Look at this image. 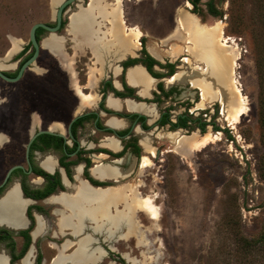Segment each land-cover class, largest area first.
<instances>
[{"label": "flooded vegetation", "instance_id": "flooded-vegetation-1", "mask_svg": "<svg viewBox=\"0 0 264 264\" xmlns=\"http://www.w3.org/2000/svg\"><path fill=\"white\" fill-rule=\"evenodd\" d=\"M89 1L77 0L63 11L57 36L63 43L65 61L63 58H37L36 62H42V66L37 65L40 70L34 69L35 62L27 68L31 71L26 69L18 80H8L0 75V203L16 193L22 205L20 225H17L16 216L0 217V256L4 258V264H24L26 260L28 264H52L60 250L68 258L66 264H76L71 256L78 248L79 240L87 236L91 238V250L100 248L103 251L96 252L95 259L88 264H100L105 260L106 264H124L127 260L124 249L128 244L120 245V240L130 238L127 236L129 196L125 187L131 184L130 180L135 179L133 175L141 167V153L146 151L144 140L150 138L152 146L159 150L155 147L156 130L165 125L171 127L170 123L162 124L172 109L162 111L161 100L177 98L184 91L174 85L168 90L161 88L163 81L179 73L176 70L179 65L163 58L162 61L150 52L163 64L172 65L154 66L161 75L154 76L156 80L153 78L150 98L140 96L139 86L132 85L128 70L136 64L131 63L134 59H141L138 64L144 65L145 36H142V47L135 55L120 59L112 58L110 53L102 58L68 55L64 48L65 35L61 33L70 26L65 15L71 11L67 16L70 18L79 11V5L86 8ZM205 1L210 13L209 0ZM116 2L110 1L111 4ZM73 4L76 6L74 10ZM194 9L195 6L193 12ZM123 14L127 23L125 10ZM97 20L102 23V31L110 27L109 18L98 16ZM48 24L56 26L57 22L54 20ZM104 24L108 27L105 28ZM46 32L49 35L42 37ZM50 36L45 29L38 40ZM69 38L79 52L88 48L93 53L79 35L75 34V39ZM30 44V52L24 58V54L20 58H0L3 65L0 69L5 75L10 78L18 76L22 65L34 53ZM184 58L178 56L175 59L184 61ZM87 59L93 64L97 60V70L90 71L93 66L87 65ZM53 62L59 63L60 70H55ZM82 62L86 67L81 66ZM117 68L120 70L116 71ZM188 87L190 97L186 99L191 102H185V99L178 102L182 101L186 106L196 104L197 109H201V87L192 82ZM129 101L153 107L155 112L150 114L144 108L132 109ZM84 187L115 191L123 188L116 204L109 207L112 215L122 213L121 223L115 226L104 222L105 217L99 214L87 218L83 229L76 225L77 218H73V224L62 225V214L69 213V209L61 198L84 195ZM40 221L42 227L39 230ZM98 222L104 223L98 227Z\"/></svg>", "mask_w": 264, "mask_h": 264}, {"label": "rangeland", "instance_id": "rangeland-1", "mask_svg": "<svg viewBox=\"0 0 264 264\" xmlns=\"http://www.w3.org/2000/svg\"><path fill=\"white\" fill-rule=\"evenodd\" d=\"M122 1L127 26L137 25L141 29L148 52L150 45L157 44L164 61L179 65L176 68L179 79L162 84L164 90L173 85L184 89L182 96L162 99L160 109L171 108L174 122L180 114L200 117L207 122L205 133L220 134L219 139L201 150L183 156L176 151L173 141L159 135L176 131L180 135L200 134L202 131L197 123L176 129L165 125L156 130L155 147L161 154L157 157V148L156 157L143 151L140 162L144 156H149L152 166L140 167L130 182L138 186L142 195L155 196L161 215L154 222L146 212L138 211L141 228L149 241L142 242L135 235L128 241L120 240V245L128 244L124 249L128 261L124 264H144V259L149 264H264V241H257L264 236V0H214L222 16L208 13L205 0L196 14L194 5L191 3L188 7L186 0ZM58 6L52 0H0V58H8L13 39L21 45L15 57L20 58L24 48L27 49L22 58L29 54L31 27L37 22L54 21ZM71 7L74 10L76 6ZM181 9L189 10L207 25L221 23L225 35L235 39L240 55L237 81L248 107L236 124L227 119L220 101L206 107L199 105L201 109H197L196 104L186 106L178 102L182 99L191 102L186 99L190 97L189 82L206 67L188 51L180 55L185 57L184 61L166 55L178 42L173 39L172 32L178 25L177 13ZM70 13L65 15L67 22L71 21V17H67ZM104 25L105 28L110 26ZM61 33L65 35L64 48L68 55L94 58L96 54L88 48L79 52L69 38L75 39L69 26ZM47 35L48 32L42 37ZM186 57L190 58L189 63ZM38 58L58 57L43 45ZM87 63L93 66L90 71L97 70V60L93 64L87 59ZM35 64L34 69L40 70L37 65L42 66L41 60ZM53 65L55 70H60L58 62ZM81 66L86 67L83 62ZM249 240H253V244Z\"/></svg>", "mask_w": 264, "mask_h": 264}, {"label": "bare ground", "instance_id": "bare-ground-1", "mask_svg": "<svg viewBox=\"0 0 264 264\" xmlns=\"http://www.w3.org/2000/svg\"><path fill=\"white\" fill-rule=\"evenodd\" d=\"M52 2L57 5L61 0H52ZM89 2L86 8L79 5V11L72 14L69 26L70 31L75 33L76 36L79 35L81 40L85 41L99 58H102L107 53H112V56L116 59L135 55L144 33L137 25L128 27L127 23H125L123 1L117 0L115 4L109 3L108 0H90ZM187 6H191V3L187 2ZM177 14L178 25L172 32V37L178 42H182L183 45L175 42L167 52V55L177 58L183 52L188 51L191 55L202 60L206 67L202 70V73H198L199 75L192 78V84L199 85L202 89V100L199 105L206 107L213 104L214 101H220L227 119H230L232 124H236L248 107L243 91L237 81L236 68L240 55L235 46V39L225 35L221 23L207 25L202 23L197 15L186 9H181ZM98 16L104 19L109 18L111 24L107 30L102 31V23L97 20ZM101 31L103 32L102 35ZM43 45L50 49L58 58H63L65 61L63 43L57 35H51L43 40ZM20 49V42L13 39V47L11 50L9 49L7 59L13 58ZM149 51L153 56L162 60L163 52L157 44L150 45ZM189 61L190 58H188V63ZM0 66L3 67L1 60ZM119 70L120 68L116 69V71ZM128 76L132 84H137L143 88L140 91L143 96H149V89L153 87L155 78L144 67L139 65L132 67V69L130 68ZM179 77L180 73H177L168 81L169 83L176 82ZM128 103L132 109L139 110L144 108L150 114L155 112L153 107H146L145 104L138 105L132 101ZM219 135V133L201 135L198 132L192 135H180L176 131L160 134L159 137H166L173 141L176 145V151L183 156H188L193 150H201L216 138L219 139ZM151 143V139L146 138L144 147L152 156H156V148ZM152 163L151 157L144 156L141 168H148L152 166ZM83 189L85 190L84 195L73 197L65 195L61 198L69 209V213L62 214L60 220L62 225L73 224V218H77L76 225L83 229L87 218H94L99 214L105 217L104 222L115 226L121 223L122 213L119 212L112 215L109 207L112 204H116L118 196L123 193V188L118 191L90 190L85 187ZM125 189L128 190L129 196L127 203V236L135 235L146 243L149 241V237L141 228L137 212L142 210L154 222H157L161 215L160 208L156 203L155 196L142 195L137 185L129 184ZM21 206L20 199L14 193L13 197L9 196L0 203V217L12 218V216H16L17 225H20L19 211ZM102 224L98 222V227L102 226ZM41 227L42 221L39 223V230ZM90 242V236L79 240L78 248L71 256L73 262L76 264H88L95 259L96 252L98 254L103 252L100 248L91 250ZM67 262L68 258L64 255L63 250H60L52 264H66ZM143 263L149 264L146 259L143 260ZM0 264H4L2 256H0ZM24 264H28V261L26 260Z\"/></svg>", "mask_w": 264, "mask_h": 264}, {"label": "trees", "instance_id": "trees-1", "mask_svg": "<svg viewBox=\"0 0 264 264\" xmlns=\"http://www.w3.org/2000/svg\"><path fill=\"white\" fill-rule=\"evenodd\" d=\"M193 5L195 6V9H194V12H197L198 10V7H199V3L201 2V0H190ZM208 6H209V11L210 13L213 15V16H222V11L218 10L215 6V2L214 0H209L208 1ZM45 31L44 28H39L38 29V32H37V37L38 39L41 38V33H43ZM144 39V37H143ZM31 44L28 46L30 47ZM27 48H25L21 54H23L25 51H26ZM143 53L145 55V61H143L144 65L147 67L148 71L153 75V76H158V75H161V73L157 70L154 69V66L156 64L162 66V67H170L172 64L168 63V64H163L162 62H160L159 60H157L156 58H154L149 52L148 50L146 49V46H145V40H144V47H143ZM133 62H131L132 64L134 63H140L138 61H141V59H134L132 60ZM161 88L163 89V84L161 83ZM166 119H163L162 120V124H167V123H170L171 124V128L172 129H176V128H188V127H191V123L194 122V123H197L198 127L201 129L202 133H205L206 132V125H207V122L206 121H203L201 120L200 117L198 118H193L191 115L189 114H180L178 116V121L177 122H172L171 121V116L170 114H167L166 115ZM201 122V123H199ZM216 129L219 130V126H216ZM231 137V135H230ZM257 241H259V243L263 242L264 241V236L263 237H260ZM248 242H250V244H253V240H249Z\"/></svg>", "mask_w": 264, "mask_h": 264}, {"label": "water", "instance_id": "water-1", "mask_svg": "<svg viewBox=\"0 0 264 264\" xmlns=\"http://www.w3.org/2000/svg\"><path fill=\"white\" fill-rule=\"evenodd\" d=\"M73 2H77V0H62L59 4V7L57 8L56 12H55V21L57 22L56 26H51L50 24H48L47 22H37L35 23L30 30V42L32 43V48L34 49V53L31 57H29L30 59H28L21 67L20 72L18 74V76L16 78H10L7 75L4 74V72L0 69V75L8 80H18L21 78L23 72L29 68L32 64H34L37 60V58L40 55L41 49L43 47V40L39 41L37 38V30L39 28H44L46 30H48L50 32V35H57L58 30L60 29L61 23H62V19H63V11L65 9L66 6H68L70 3ZM186 2H190L188 0H186ZM89 5V3H88ZM87 5V6H88ZM83 6V5H82ZM5 58V57H4ZM159 59V58H158ZM161 60V59H160ZM163 61V60H162ZM140 65L142 67H144V65L138 64L136 63L134 66ZM132 66V67H134ZM147 71V67H144ZM149 72V71H148ZM150 73V72H149ZM151 74V73H150ZM151 76H153L151 74ZM154 77V76H153ZM155 80L157 79L156 77H154ZM139 86V85H138ZM143 88L141 86H139V92L142 90ZM150 95H152V92L150 91ZM140 96H142L143 98H150L151 96H143L140 92ZM200 134H203L202 132ZM161 154V150H157V156H159Z\"/></svg>", "mask_w": 264, "mask_h": 264}, {"label": "crops", "instance_id": "crops-1", "mask_svg": "<svg viewBox=\"0 0 264 264\" xmlns=\"http://www.w3.org/2000/svg\"><path fill=\"white\" fill-rule=\"evenodd\" d=\"M130 68H132V67H130ZM130 68H129V69H130ZM128 71H129V70H128ZM132 85H134V84H132ZM135 86H136V85H135Z\"/></svg>", "mask_w": 264, "mask_h": 264}]
</instances>
